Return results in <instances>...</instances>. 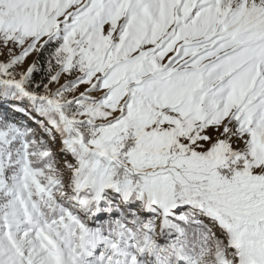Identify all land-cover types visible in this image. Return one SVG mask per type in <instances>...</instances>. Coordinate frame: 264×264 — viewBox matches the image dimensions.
Here are the masks:
<instances>
[{"label": "snow or ice", "instance_id": "snow-or-ice-1", "mask_svg": "<svg viewBox=\"0 0 264 264\" xmlns=\"http://www.w3.org/2000/svg\"><path fill=\"white\" fill-rule=\"evenodd\" d=\"M0 264H264V0H0Z\"/></svg>", "mask_w": 264, "mask_h": 264}]
</instances>
